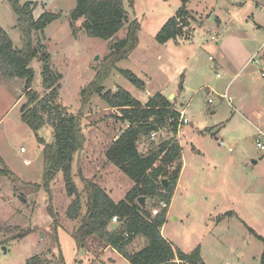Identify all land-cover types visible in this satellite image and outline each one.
Wrapping results in <instances>:
<instances>
[{
    "label": "rangeland",
    "instance_id": "374dc122",
    "mask_svg": "<svg viewBox=\"0 0 264 264\" xmlns=\"http://www.w3.org/2000/svg\"><path fill=\"white\" fill-rule=\"evenodd\" d=\"M27 1H33L34 19L44 12L59 15L43 32L33 34L38 57L31 61L29 69L33 71L31 88L48 99L49 91H44L41 84V56L48 55L51 71L60 76L52 104L66 116L77 115L81 106L80 91L92 81L112 46L125 38L129 22H138L137 45L116 66L135 74L145 83V89H137L118 71L112 72L102 88L103 93L122 88L141 103L159 92L167 96L174 93L177 99L169 101L174 106L181 104L188 120L177 135L184 170L174 191L162 236L185 254L199 247L205 264H260L264 251L261 239L264 238V152L254 141L255 126L264 127V94L254 96L244 109L236 102L232 103L236 106L233 109L220 97L228 79L214 61L220 43L211 41L218 30L207 13L214 8L228 23L227 32L242 38L258 60L257 65L247 64L248 68L237 71L238 75L233 78L237 83L247 74L257 76V82L253 83L258 89L259 82L264 84L260 78V71H264V11L249 5L236 9L233 5L247 0H190L186 6L190 24L185 31L192 41L183 43L185 39L181 38L178 45L171 41L164 45L157 42L156 35L179 10V0H132V4L123 0L127 21L107 41L88 37L82 28V19L71 21L75 0H20L19 3ZM250 12L253 18L249 17ZM16 20L10 4L0 0V27L12 47L20 49L21 34ZM204 20L205 24L197 29ZM182 81L184 92L180 90ZM24 88V80L4 79L0 71V157L4 163L0 169L12 173V176L0 177V264H27L35 256L42 257L45 264H79L81 260L82 264H129L95 236L85 241L83 250L77 251L71 237L75 222L67 217L72 199L66 194L61 172L52 185L50 197L43 188L34 187L42 184L44 167L42 147L36 135L47 144L51 143L52 135L48 126L35 135L22 122ZM256 113L258 119L254 117ZM83 116L85 141L76 161L87 179L92 182L100 179V184L111 190L114 200H122L120 197L133 183L107 162L105 153L112 138L126 124L118 118L117 109L96 95L84 107ZM217 129L213 136L211 133ZM170 137L171 134L163 132L152 142ZM148 144L142 142L139 152L144 153ZM21 148L25 152L20 153ZM255 160L259 162L257 165L253 164ZM25 161L29 164L25 165ZM73 167L76 168V162ZM258 177L262 178V187L258 180L253 185L249 182ZM155 204V200L145 201L147 209ZM16 227L29 233L14 239L15 233L11 230ZM249 229L261 238H256ZM144 245V239L137 237L129 249L137 251ZM2 248L6 249L5 254ZM113 256H117L114 263L110 262L111 258L106 260Z\"/></svg>",
    "mask_w": 264,
    "mask_h": 264
},
{
    "label": "trees",
    "instance_id": "16d2710c",
    "mask_svg": "<svg viewBox=\"0 0 264 264\" xmlns=\"http://www.w3.org/2000/svg\"><path fill=\"white\" fill-rule=\"evenodd\" d=\"M6 1L17 16L16 27L21 34L22 47L13 48L11 40L0 27L1 75L4 79L25 81V102L20 108L22 122L35 135L47 126L51 129L52 140L49 144L36 135L42 147L44 167L42 184L34 187L43 188L50 197L52 185L56 184L58 174L62 173L66 194L72 199L67 217L75 222L71 237L77 251L83 250L85 241L95 236L105 247L115 250L129 264H205L199 247L185 254L172 247L162 236L161 229L168 210L164 209L154 216L151 215V209H147L145 205L141 207L137 202L141 197L155 200L156 203L163 201L168 206L171 202L182 168V150L176 139L180 112L175 109L173 102L160 93L149 98L145 105L122 88L114 93H103L102 85L114 71H118L137 89L143 90L145 87L144 82L135 74L116 66L117 62L128 58L135 49L140 29L138 22H129L125 38L112 46L111 53L96 71L92 81L80 91L81 106L77 115L66 116L52 104L58 90V85H55L60 76L51 71L48 55L41 56V84L44 91H49L48 99L31 88L33 71L29 69L31 61L38 57V51L33 46V34L43 32L59 15L44 12L34 19L31 2L20 4V0ZM131 1L129 0L130 4ZM189 1L179 0V10L165 22L156 35L158 43L165 44L189 37L185 31L190 24L186 12ZM75 4L70 19L72 22L82 19V28L90 38L110 40L124 28L127 21L123 0H75ZM94 95L109 107L117 109L120 112L118 118L127 125L105 153L107 162L118 168L133 183L132 188L117 203L83 175L76 161L85 141L83 109ZM153 132H166L171 137L154 143L149 140V135ZM145 141L149 142L148 150L140 153L138 146ZM75 162L76 168L73 167ZM0 164H4L1 157ZM7 176H12V173L8 169H0V177ZM163 180L166 181L165 185ZM20 198L23 200L22 196ZM113 217L118 219V224L111 229ZM11 231L15 233L14 239L29 233V230L19 231L17 227ZM16 231L19 233L16 234ZM249 231L256 238H261L253 230ZM137 237L144 239L145 245L137 251L130 250L129 246ZM261 239L264 241L263 237ZM27 264H45V260L35 256ZM260 264H264V251Z\"/></svg>",
    "mask_w": 264,
    "mask_h": 264
},
{
    "label": "crops",
    "instance_id": "0c3cea01",
    "mask_svg": "<svg viewBox=\"0 0 264 264\" xmlns=\"http://www.w3.org/2000/svg\"><path fill=\"white\" fill-rule=\"evenodd\" d=\"M29 2V1H28ZM33 2V1H31ZM234 7L236 9H243L245 6L249 5V6H252V8H255V9H258L259 12H262L264 11V0H247V1H244V2H239V3H233ZM218 12L215 11L214 8H211V10L207 13V14H210L209 16V19L210 21L212 22H215L217 24V30H218V33L216 34H213L214 36L216 35V38H217V41L216 42H213V43H220L218 45V48H216V52H217V56L216 58H214V61H216V66L217 68H220L222 70V72H225L227 74V85L224 87L225 88V92L224 94H222L220 97L224 100H227L228 104L233 108V109H236V106L235 108L233 107V104L236 102V104L238 105V107H240L241 109H244L248 103L250 102V100H252V98L254 96H256L258 94L259 96V93L261 94H264V84H260L259 82V88L257 89L255 86H254V81L257 82V79L258 77L255 76V77H251L249 74H247L245 77H242L241 80H239L237 83L234 82V79L238 73L237 71L239 70H244L246 68H248L247 64L249 62V60L254 57L251 55L250 53V50L248 48L247 45L244 44V40L234 34H230L228 31V27H225L228 25L227 22H225L224 20H222L218 15H217ZM206 14V15H207ZM250 18H253L254 17V14L253 12H250ZM206 20H204L201 24H198L196 27L197 29L201 26H203L205 24ZM259 28H262V26H259ZM193 37H194V34H193ZM184 38V37H183ZM190 38L192 37H186L184 38L185 40L183 41L184 42H190L192 41V39L190 40ZM181 39V38H180ZM170 41L166 42L164 45H166L167 43H169ZM173 43H176L175 45H178V39L175 40V41H171ZM180 43V42H179ZM195 60H198V58L195 56L194 57ZM180 71V70H179ZM261 73V71H260ZM182 77H184V73L181 74ZM260 78H263L260 74ZM264 79V78H263ZM186 81V80H185ZM145 84V83H144ZM184 84L185 82L182 81V84L180 86V90L181 91H185L186 88H184ZM233 87V89H232ZM145 89V87H144ZM232 89V91H231ZM160 93V92H159ZM210 93V92H209ZM157 94V93H156ZM161 94V93H160ZM181 94V92H180ZM163 96L165 97H169V96H173V98L175 97L176 98V95L174 93H171L169 94V96L165 95L164 93H162ZM225 96V97H223ZM168 99V98H167ZM177 99V98H176ZM177 101V100H176ZM140 102V101H139ZM175 102V100H174ZM141 103V102H140ZM233 103V104H232ZM142 105H145L146 103H141ZM181 105V104H180ZM180 105L177 104L175 105V109L178 110L179 112L183 111L181 110L180 108ZM188 104H186L187 106ZM244 105V107H243ZM178 107V108H177ZM186 108V107H185ZM184 108V109H185ZM185 117V115H184ZM255 118H259V114L256 113L254 115ZM253 118V117H252ZM250 120V118H247ZM254 120V119H253ZM256 120V119H255ZM188 124V123H187ZM127 126V125H126ZM183 128V126L181 125V127L178 129V132L179 130H181ZM255 129L257 131V135L256 137L258 136V134L261 132L263 134V140H264V127H259V126H255ZM219 130H215L213 131L211 134L214 136L215 133H217ZM178 132H177V135H178ZM119 134V133H118ZM163 132L160 133V135H162ZM159 135V136H160ZM177 135H176V139H177ZM117 136H114L111 140L114 141L117 139ZM255 137V139H256ZM178 140V139H177ZM255 142V141H254ZM180 144V143H179ZM140 145H142V143H140ZM149 146V145H148ZM148 146L145 147V150H144V153L147 152L148 150ZM144 147V146H143ZM181 147V146H180ZM229 149V148H228ZM182 150V148H181ZM264 152V151H263ZM141 153V152H140ZM182 153V152H181ZM263 157V156H262ZM261 157V158H262ZM263 159V158H262ZM181 163H182V154H181ZM259 162L255 160V164L254 165H257ZM183 163H182V168H181V173H180V176H179V179L180 177L182 176V173H183ZM97 178V177H96ZM260 183L261 187H262V183H261V180L262 178H254L252 180H249V182L253 185V183L256 181ZM95 184H97L102 190L105 191V193L109 196V198H111L112 201H114L115 203L119 202L120 200H114L111 195H110V192L111 190L106 187H104L105 185H101L100 184V179L94 181ZM103 184V183H102ZM133 186V184H132ZM131 186V188H132ZM178 186V182H177V185L176 187ZM130 188V189H131ZM176 189V188H175ZM175 191V190H174ZM128 192V191H127ZM126 192V193H127ZM125 193V194H126ZM125 194H123L120 198H124ZM172 200V199H171ZM146 201V199H145ZM171 204V202H170ZM170 204H169V209H170ZM169 211V210H168ZM168 214L169 212H167V215H166V221L168 219ZM165 221V223H166ZM162 231V229H161ZM162 233V232H161ZM172 245V244H171ZM172 247H174L172 245ZM110 248V247H109ZM175 248V247H174ZM112 250L113 253L117 254L119 257H121L115 250H113L112 248H110ZM107 248L103 251L104 253L107 252ZM102 257V256H100ZM111 260L110 262L114 263L116 261L115 258H117V256H113V257H109V258H106V260ZM122 258V257H121ZM124 259V258H122ZM125 260V259H124ZM126 261V260H125ZM82 260L79 261V264H82ZM127 262V261H126ZM93 264V263H92Z\"/></svg>",
    "mask_w": 264,
    "mask_h": 264
},
{
    "label": "built area",
    "instance_id": "2783aa9c",
    "mask_svg": "<svg viewBox=\"0 0 264 264\" xmlns=\"http://www.w3.org/2000/svg\"><path fill=\"white\" fill-rule=\"evenodd\" d=\"M211 41H217L215 39V37H211ZM249 65L251 66H255L258 64V60H256V58H251L248 62ZM261 76L264 78V71H261ZM225 97V96H223ZM208 103H211V101L209 100ZM188 123V120L184 117V112L181 111L180 112V117H179V128L181 127V125L183 124H187ZM161 132H153L149 135V140L150 141H155L157 139V137H159ZM263 134L260 132L258 134V136L256 137L255 139V145L258 149H260L261 151H264V140H263ZM221 144V143H220ZM229 151H231V149L229 148L228 149ZM20 153H23L25 152V150L23 148L19 149ZM25 165H28L29 162L28 161H25L24 163ZM168 210L169 209V206L163 202V201H159L155 204V206L151 209V215H158L162 210ZM111 224L112 225H117L118 224V219L116 217H113L111 219ZM127 236V235H126Z\"/></svg>",
    "mask_w": 264,
    "mask_h": 264
},
{
    "label": "water",
    "instance_id": "95a60500",
    "mask_svg": "<svg viewBox=\"0 0 264 264\" xmlns=\"http://www.w3.org/2000/svg\"><path fill=\"white\" fill-rule=\"evenodd\" d=\"M97 59V58H96ZM173 99V96H169L168 97V100H172ZM253 163L255 164V161H253ZM163 183L164 185L166 184V181L163 180ZM138 204L143 207L145 205V198L144 197H141L137 200ZM117 225H111V229H113L114 227H116ZM4 254L6 253V249L5 248H2Z\"/></svg>",
    "mask_w": 264,
    "mask_h": 264
}]
</instances>
